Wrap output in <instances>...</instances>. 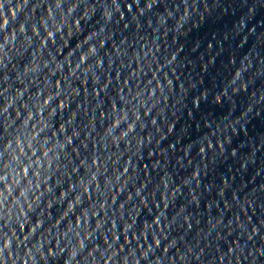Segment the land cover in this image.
I'll list each match as a JSON object with an SVG mask.
<instances>
[{
  "label": "clouds",
  "instance_id": "obj_1",
  "mask_svg": "<svg viewBox=\"0 0 264 264\" xmlns=\"http://www.w3.org/2000/svg\"><path fill=\"white\" fill-rule=\"evenodd\" d=\"M5 23H7V22L5 21ZM83 60H84V57L82 56L81 57V62H83ZM93 163H95V161H93ZM25 172H26V169H25ZM22 194L23 193H21V195ZM156 243L158 245L159 241H156ZM9 248H10V241L5 239L3 248H0V264H6V261H5L4 257H3V252H4V250L9 249ZM37 251H39V248H37ZM9 258H11V252H9ZM29 259H31V257H29ZM13 264H15V262H13ZM25 264H26V262H25ZM33 264H34V262H33Z\"/></svg>",
  "mask_w": 264,
  "mask_h": 264
}]
</instances>
